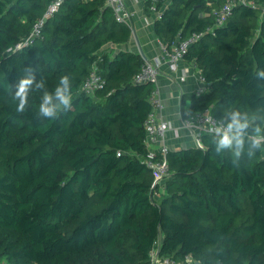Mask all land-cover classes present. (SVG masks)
<instances>
[{"label":"trees","instance_id":"trees-1","mask_svg":"<svg viewBox=\"0 0 264 264\" xmlns=\"http://www.w3.org/2000/svg\"><path fill=\"white\" fill-rule=\"evenodd\" d=\"M51 1L0 0V263L152 264L158 243L160 256L177 260L264 264V153L243 152L233 164L232 152L217 154L214 134H204L203 147H170L169 170L153 186L144 159L152 85L133 82L140 52L112 48L133 29L107 0H65L40 36L14 50ZM224 1L157 0L154 31L168 47L204 33L184 58L208 91L184 97L181 116L209 108L227 124L239 111L255 117L251 135L264 122V0L238 5L209 31ZM94 63L105 84L92 95L82 86ZM27 69L46 88L33 87L19 114L12 95ZM62 74L71 78V106L38 115Z\"/></svg>","mask_w":264,"mask_h":264},{"label":"built area","instance_id":"built-area-1","mask_svg":"<svg viewBox=\"0 0 264 264\" xmlns=\"http://www.w3.org/2000/svg\"><path fill=\"white\" fill-rule=\"evenodd\" d=\"M65 0H52L44 14L38 18L33 26L30 35L18 42L14 50H18L23 46L32 43L35 37L41 35V30L46 20L53 16ZM149 9L155 14L156 18L161 17V11L157 8V0H149ZM112 7L117 21L127 23L133 30L134 25L131 22L133 13L128 9L125 0H107ZM238 5H251L256 7V4L251 0H225L224 3L212 9V14L215 18V25L208 28L213 31L215 27L222 26L233 14V10ZM264 7V4H263ZM204 33H194L185 40L173 42L170 47L162 44L160 41L161 55L154 59L147 56L142 57L144 63L140 71L134 76L133 82L136 84L149 83L152 85L150 101L152 109L148 114L146 125V135L144 144L147 153L144 157L146 164L154 172L153 186L160 183L165 178L168 170V153L170 145L168 143L167 133L172 128V123L165 117V102L163 98L162 88L159 83L161 67L167 65L172 72H177L179 69V61L184 59L190 45L193 41L199 39ZM141 53V52H140ZM195 70H197L198 85L194 90L197 96L208 91L207 82L200 69L193 62ZM189 72L183 69L180 74L181 81H186ZM105 80L99 73V68L96 63L93 64L90 74L85 80L82 89L88 94L94 95L98 89L104 87ZM182 117V116H181ZM182 125L190 131L195 146L203 147V135L214 134L217 128H223L226 124L212 114L209 108L204 111H196L187 117H182ZM152 264H198L191 254H187L183 259L177 260L169 256L159 255V245L153 247L150 251Z\"/></svg>","mask_w":264,"mask_h":264},{"label":"clouds","instance_id":"clouds-1","mask_svg":"<svg viewBox=\"0 0 264 264\" xmlns=\"http://www.w3.org/2000/svg\"><path fill=\"white\" fill-rule=\"evenodd\" d=\"M264 78V71L258 73ZM45 89L44 79L36 81V75L30 70H26V76L19 80L17 90L12 95L16 101V112L22 114L29 106V92L33 89ZM72 82L69 75L62 74L59 77V83L55 86L54 93L44 92L41 102L38 106V115L55 118L62 110L68 109L73 102L71 91ZM11 90V85H8ZM230 121L223 127L215 130L212 143L215 145V152L223 154L231 151L233 155V164L241 157L243 152H247L248 158L252 159L257 151L264 153V122L253 128L252 134L249 135L247 130L251 126V121L255 117L249 118L247 115L242 117L239 111H233ZM246 137L249 143L245 149Z\"/></svg>","mask_w":264,"mask_h":264},{"label":"crops","instance_id":"crops-1","mask_svg":"<svg viewBox=\"0 0 264 264\" xmlns=\"http://www.w3.org/2000/svg\"><path fill=\"white\" fill-rule=\"evenodd\" d=\"M128 9L136 16V29L135 21L131 20L134 25L133 35L129 42L113 45L112 48L127 49L141 52L154 59L161 55L160 40L154 31V19L152 14L146 13L145 1L146 0H125ZM135 12V13H134ZM132 16V17H133ZM183 69L189 72L186 81H181L180 74ZM159 83L162 88L163 98L165 102L164 114L167 119L172 123L171 130L167 133L168 143L172 149H178L188 146H194V141L190 131L183 127L181 117V104L184 97L189 96L198 85L197 70H195L193 61H188L185 58L179 61V69L177 72H172L165 64L161 67V74Z\"/></svg>","mask_w":264,"mask_h":264},{"label":"rangeland","instance_id":"rangeland-1","mask_svg":"<svg viewBox=\"0 0 264 264\" xmlns=\"http://www.w3.org/2000/svg\"><path fill=\"white\" fill-rule=\"evenodd\" d=\"M134 13H135V12H134ZM151 16H152V19H154V15L152 14ZM132 18H133V20L135 21L134 23H135V26H136V29H137L138 26H137V24H136V16L134 15ZM187 99H188V96H187ZM0 264H8V262L6 261V259H3V260L1 261Z\"/></svg>","mask_w":264,"mask_h":264},{"label":"water","instance_id":"water-1","mask_svg":"<svg viewBox=\"0 0 264 264\" xmlns=\"http://www.w3.org/2000/svg\"><path fill=\"white\" fill-rule=\"evenodd\" d=\"M141 54L146 57V55H145V53L143 51H141Z\"/></svg>","mask_w":264,"mask_h":264}]
</instances>
